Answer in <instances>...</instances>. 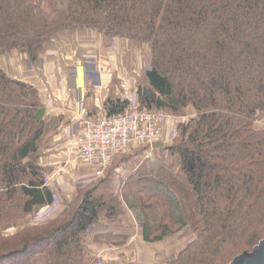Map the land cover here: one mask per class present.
<instances>
[{"label":"trees","instance_id":"obj_1","mask_svg":"<svg viewBox=\"0 0 264 264\" xmlns=\"http://www.w3.org/2000/svg\"><path fill=\"white\" fill-rule=\"evenodd\" d=\"M83 29L149 46L140 109L194 115L176 122L164 166L132 173L115 191V160L73 204L33 221L55 201L40 149L57 128L39 91L0 64V229L31 219L0 233V264H98L85 246L122 245L125 235L95 227L121 222L123 208L147 243L191 231L167 264H231L252 251L264 240V0H0V57L37 62L56 35ZM130 106L109 100L105 109L113 117Z\"/></svg>","mask_w":264,"mask_h":264},{"label":"crops","instance_id":"obj_2","mask_svg":"<svg viewBox=\"0 0 264 264\" xmlns=\"http://www.w3.org/2000/svg\"><path fill=\"white\" fill-rule=\"evenodd\" d=\"M127 41L106 38L99 32L83 29L56 35L37 62L22 52L0 57L1 67L9 77L29 83L39 91L44 105L43 118L57 128L52 140L40 149V166L45 170V177H51L48 188L58 201L55 211L73 204L79 189L97 182L87 186L80 184L81 178L93 172L92 168L82 166L77 160L82 118L91 121L103 119L107 115L105 106L109 100L137 99V73L132 69L130 59L126 60L124 55L133 50L140 53L141 58L150 60L151 51L149 46ZM163 148L155 150V156H159L157 160L139 165L131 161L115 164L116 176L130 174L140 168L159 169L167 163L168 158ZM138 149L134 151L135 154H141L142 150L139 152ZM118 183H114L113 190L118 191ZM46 207L41 208L34 218ZM124 212L121 222L112 223L101 219V226L98 224L99 227L97 225L95 229L101 233L112 231L125 235L124 243L128 246L149 244L143 239L135 215L128 208H124ZM30 220H20L15 225L3 227L0 233L4 236L14 235L26 224L25 221ZM120 246L88 242L85 252L89 257H100L103 264H113L120 261ZM112 250H116V253H111ZM38 259L46 260L44 257Z\"/></svg>","mask_w":264,"mask_h":264},{"label":"built area","instance_id":"obj_3","mask_svg":"<svg viewBox=\"0 0 264 264\" xmlns=\"http://www.w3.org/2000/svg\"><path fill=\"white\" fill-rule=\"evenodd\" d=\"M148 67V66H147ZM175 117L155 111L140 109L136 98L131 99L130 108L121 114L91 121L82 118L83 127L79 135V153L77 160L82 166L90 167L93 172L84 176L80 184L87 186L104 178L108 169L118 158L127 155L133 150L148 149L143 151L151 157L157 148L154 146L162 143L164 148L171 147L177 136V127L171 124ZM51 177H45L48 187ZM44 208L33 221H42L50 217L58 205ZM26 223V221H25Z\"/></svg>","mask_w":264,"mask_h":264},{"label":"rangeland","instance_id":"obj_4","mask_svg":"<svg viewBox=\"0 0 264 264\" xmlns=\"http://www.w3.org/2000/svg\"><path fill=\"white\" fill-rule=\"evenodd\" d=\"M127 42H129V41H127ZM136 49L139 52L142 51L140 48H136ZM139 54L140 53H137V51L131 50L130 53L125 52V55H124L126 60H128V58L130 59L132 69H134L137 73V75H136V84L137 85L141 82V80H142L141 78L143 76L144 71L147 70V64L149 62V60H147L145 57L141 58V56H139ZM193 115H194V111L192 109H189L187 111L186 117H183V118H176L175 117L177 120H171V124L175 125L176 122H178L179 120L188 122ZM257 122L264 123V113L258 117ZM168 148H170V147H168ZM168 148H163V152H164L165 157L166 156L168 157V154H169ZM145 150H148V149H143V148L138 149L139 152L141 151V154L140 153L135 154L134 153L135 150H133V152L118 158L115 161V164H118V163L120 164V163L125 162V161H131V162H135V164L139 165L140 163H143L146 161H151L153 159L154 160L159 159L158 158L159 156L158 157L155 156V154H156L155 152H153L152 156L148 158L147 153L146 154L143 153V151H145ZM133 159H135V160H133ZM139 170H141V168L131 172L130 174L121 175L119 177L115 176L112 186L114 185V183L119 181L117 190H120V188L122 187V185L124 184L126 179L132 173L137 172ZM127 172H128V170H127ZM122 213H123V210H122ZM123 214H125V212ZM103 221H104V219H103ZM127 221H128V219H127ZM99 225L101 226V224H99ZM99 225H98V227H99ZM132 235H135V234H132ZM192 240H193V235H192L191 231L187 228V229L181 231L180 233H178L177 235H175L171 238H168L159 244L139 243L138 247H137L136 245H133V244H132V246H128L124 243L120 246L122 248V251H120V252L118 251L120 254L122 253L121 256H119V257H121L120 261L116 262V263L114 262L113 264H167L166 262L168 260L174 259L181 252H183V250H185L189 246V244L191 243ZM112 251L113 252H111V253H114V252L116 253V250H112ZM135 255H137V257ZM124 256H126V257H124ZM98 264H103V261L100 259V257H99Z\"/></svg>","mask_w":264,"mask_h":264},{"label":"water","instance_id":"obj_5","mask_svg":"<svg viewBox=\"0 0 264 264\" xmlns=\"http://www.w3.org/2000/svg\"><path fill=\"white\" fill-rule=\"evenodd\" d=\"M155 148L163 147L162 143L154 146ZM231 264H264V240L256 245L252 251L244 252L236 257Z\"/></svg>","mask_w":264,"mask_h":264}]
</instances>
